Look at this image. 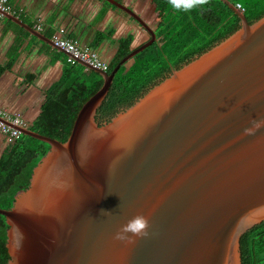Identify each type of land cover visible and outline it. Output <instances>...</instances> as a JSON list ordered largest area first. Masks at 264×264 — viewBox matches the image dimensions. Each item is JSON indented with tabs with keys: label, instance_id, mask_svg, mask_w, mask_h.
I'll return each instance as SVG.
<instances>
[{
	"label": "water",
	"instance_id": "95a60500",
	"mask_svg": "<svg viewBox=\"0 0 264 264\" xmlns=\"http://www.w3.org/2000/svg\"><path fill=\"white\" fill-rule=\"evenodd\" d=\"M107 1L151 38L111 73L76 60L104 82L66 141L13 126L50 148L0 208L7 264H242V236L264 221V15L249 22L222 0L241 19L234 33L98 121L121 67L157 40Z\"/></svg>",
	"mask_w": 264,
	"mask_h": 264
},
{
	"label": "trees",
	"instance_id": "16d2710c",
	"mask_svg": "<svg viewBox=\"0 0 264 264\" xmlns=\"http://www.w3.org/2000/svg\"><path fill=\"white\" fill-rule=\"evenodd\" d=\"M230 1L234 5L242 4L249 22L264 15V3L261 4V1ZM154 2L159 19L155 28L157 40L121 67L106 100L98 110V121L111 119L119 110L132 105L148 88L234 33L241 24L238 14L222 0H204L188 12L182 8H174L170 0ZM113 8L129 16L118 7ZM132 19L141 25L135 18ZM131 44L130 38L120 41L113 60L107 62L109 73L134 50L131 49ZM18 46L19 42L12 49L13 58ZM14 62L11 59L8 64H0V76ZM30 76L35 80L38 77L34 74ZM103 82L100 73L77 61L67 62L62 76L48 88L41 112L29 125V129L62 142L66 141L80 108L101 88ZM49 148L48 143L23 134L18 140L11 142L0 155V208L12 207L16 193L29 186L34 167L47 154ZM7 228L6 217L0 214V264H7L10 258L6 245ZM241 254L242 264H264V221L244 233L241 238Z\"/></svg>",
	"mask_w": 264,
	"mask_h": 264
},
{
	"label": "crops",
	"instance_id": "0c3cea01",
	"mask_svg": "<svg viewBox=\"0 0 264 264\" xmlns=\"http://www.w3.org/2000/svg\"><path fill=\"white\" fill-rule=\"evenodd\" d=\"M118 1L140 16L157 19L153 16L156 12L154 0ZM113 6L107 0H9L8 12L34 29L39 27L38 31L50 43L11 18L0 19V64H8L11 59L15 61L0 76V108L20 113L25 126L34 122L41 112L48 88L62 76L70 61L66 58L69 54L56 48L52 40L61 29L67 36L79 39L82 45L92 47L106 62L113 60L123 39H131V49L145 43L150 33L131 15L123 14ZM150 26L155 29L157 24ZM18 42L13 58L11 52ZM30 74L37 75V79H31ZM10 143L0 132V155Z\"/></svg>",
	"mask_w": 264,
	"mask_h": 264
},
{
	"label": "built area",
	"instance_id": "2783aa9c",
	"mask_svg": "<svg viewBox=\"0 0 264 264\" xmlns=\"http://www.w3.org/2000/svg\"><path fill=\"white\" fill-rule=\"evenodd\" d=\"M8 5L9 0H0V19L4 18V11H8ZM235 7L240 12L245 11L241 3L235 4ZM36 29L38 30L39 27ZM52 40L56 47L70 53V61L75 62L79 59L101 70H108V63L92 47L82 45L79 39L74 36H67L64 29H61ZM5 121H9L10 124ZM22 125H24V120L20 113H11L0 108V132L6 135L10 142L18 140L23 135L20 130L13 126Z\"/></svg>",
	"mask_w": 264,
	"mask_h": 264
},
{
	"label": "clouds",
	"instance_id": "9594fccd",
	"mask_svg": "<svg viewBox=\"0 0 264 264\" xmlns=\"http://www.w3.org/2000/svg\"><path fill=\"white\" fill-rule=\"evenodd\" d=\"M203 2L204 0H170V3L174 8H182L185 12L195 9Z\"/></svg>",
	"mask_w": 264,
	"mask_h": 264
},
{
	"label": "rangeland",
	"instance_id": "374dc122",
	"mask_svg": "<svg viewBox=\"0 0 264 264\" xmlns=\"http://www.w3.org/2000/svg\"><path fill=\"white\" fill-rule=\"evenodd\" d=\"M257 3H259L260 1H261V4H263L264 3V0H255ZM232 2V1H231ZM239 13H242V12H240L239 10H237ZM154 15H156V17L155 18H157L156 20H152V19H148L147 17H144L143 15H141L144 19H146L148 22H149V25H153V26H155L156 24H157V22H158V17H157V14H156V12L153 14V16ZM152 16V15H151ZM154 29V28H153ZM153 45V44H152ZM151 45V46H152ZM151 46H149V47H151ZM148 47V48H149ZM127 66H128V64H127Z\"/></svg>",
	"mask_w": 264,
	"mask_h": 264
},
{
	"label": "flooded vegetation",
	"instance_id": "af4514ba",
	"mask_svg": "<svg viewBox=\"0 0 264 264\" xmlns=\"http://www.w3.org/2000/svg\"><path fill=\"white\" fill-rule=\"evenodd\" d=\"M141 26H142V25H141ZM150 38H151V36L149 37V39H150ZM149 39H148V40H149ZM148 40H147V41H148ZM147 41H146V42H147ZM143 44H144V43H143ZM140 46H141V45H140ZM138 47H139V46H138ZM138 47H137V48H138Z\"/></svg>",
	"mask_w": 264,
	"mask_h": 264
}]
</instances>
